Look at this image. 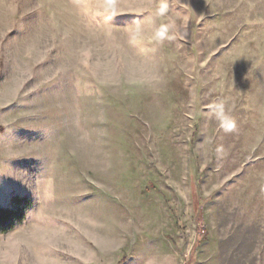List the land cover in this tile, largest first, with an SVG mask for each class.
I'll use <instances>...</instances> for the list:
<instances>
[{"label":"rangeland","instance_id":"374dc122","mask_svg":"<svg viewBox=\"0 0 264 264\" xmlns=\"http://www.w3.org/2000/svg\"><path fill=\"white\" fill-rule=\"evenodd\" d=\"M15 196L0 264H199L218 211L264 201V0H0Z\"/></svg>","mask_w":264,"mask_h":264},{"label":"crops","instance_id":"0c3cea01","mask_svg":"<svg viewBox=\"0 0 264 264\" xmlns=\"http://www.w3.org/2000/svg\"><path fill=\"white\" fill-rule=\"evenodd\" d=\"M236 192L239 193L236 189L230 190L228 195L233 197ZM255 194L257 191L251 189L249 197ZM225 214L218 211L215 225L208 227L209 236L203 242L205 249L202 248L204 259L199 264H214L212 261L215 264H264V201L252 204L246 211H233L231 217ZM226 219L231 222L227 223ZM196 238L193 233L192 241ZM72 257L79 263V255ZM159 261L158 258V264ZM168 261H172L171 254Z\"/></svg>","mask_w":264,"mask_h":264},{"label":"trees","instance_id":"16d2710c","mask_svg":"<svg viewBox=\"0 0 264 264\" xmlns=\"http://www.w3.org/2000/svg\"><path fill=\"white\" fill-rule=\"evenodd\" d=\"M30 204L31 202L25 197L15 196L9 207L0 206V233H6L21 223L25 210Z\"/></svg>","mask_w":264,"mask_h":264},{"label":"clouds","instance_id":"9594fccd","mask_svg":"<svg viewBox=\"0 0 264 264\" xmlns=\"http://www.w3.org/2000/svg\"><path fill=\"white\" fill-rule=\"evenodd\" d=\"M214 117L219 121L220 126L225 131H231L234 127V122L231 117L226 113L223 104H213L210 108Z\"/></svg>","mask_w":264,"mask_h":264}]
</instances>
